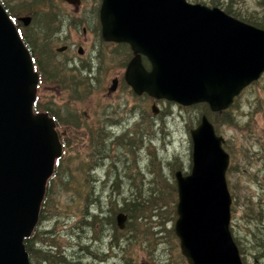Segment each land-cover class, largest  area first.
I'll return each instance as SVG.
<instances>
[{"label":"water","instance_id":"water-1","mask_svg":"<svg viewBox=\"0 0 264 264\" xmlns=\"http://www.w3.org/2000/svg\"><path fill=\"white\" fill-rule=\"evenodd\" d=\"M64 1L75 8L81 2ZM20 20L24 26L30 22ZM99 21L104 42L127 44L132 52L123 80L136 96L184 107L204 103L218 113L264 74V30L218 7L186 0H101ZM37 84L32 57L0 4V264H29L23 241L37 224L46 182L62 155L53 120L33 114ZM117 85L113 78L108 91ZM150 110L159 112L155 104ZM190 138V172L174 173L180 253L187 264H242L229 229L224 140L206 115ZM126 221L124 213L116 215L120 230Z\"/></svg>","mask_w":264,"mask_h":264},{"label":"rangeland","instance_id":"rangeland-1","mask_svg":"<svg viewBox=\"0 0 264 264\" xmlns=\"http://www.w3.org/2000/svg\"><path fill=\"white\" fill-rule=\"evenodd\" d=\"M5 1L22 26L20 18H30L29 24L24 26L30 27L31 16L23 11L20 4L24 0ZM186 1L210 8L218 7L223 12L230 7L241 18L256 17L264 21V0ZM49 3L55 17V23L51 26L54 42L47 46L50 50L45 56L50 57L48 60L56 67L63 66L65 75L74 74L80 66L85 69L89 67L88 71L81 70L80 74L93 78L90 84L94 92L83 103H73L79 126L67 124L64 131L62 128L59 130L70 145L51 189L53 200L50 214L46 220L38 221V230L54 231L57 242L62 245L59 251L73 264H187L174 234L178 200L174 173L177 170L184 175L190 172V130L199 124L205 111L204 103L184 107L166 100H155L145 94L134 95L125 82L122 84L125 67L120 66L122 57L115 51L119 44L103 42L99 35V24L92 18L99 0H81L77 12V9L61 0ZM217 3L219 5H215ZM47 7L40 6L42 10ZM33 8L35 6L30 7ZM83 29H86L85 33ZM65 45L69 46L68 49L59 52L58 49ZM71 45L74 47L71 48ZM77 46L82 47L83 55L78 56ZM35 50L38 53L36 45ZM113 78L118 79V85L110 93L108 88ZM56 85H41L37 92L41 94L42 104L51 103L50 106L63 116V109L58 108L66 100L69 101L68 95ZM152 104L159 109L156 115L150 110ZM218 113L215 132L223 138V149L229 155L225 178L231 197L230 233L233 240L235 238L240 243V246L235 243L240 259L245 257L248 264L264 263L256 259V248L264 242V75L244 89L230 108ZM61 118L65 119L64 116ZM96 128L106 131L110 140L121 135H132L133 143H106L99 147L102 156H94L95 150L89 143L88 135ZM96 159L106 164L93 174ZM109 163L114 164V173L120 174L121 185L111 187L113 181H107L105 172ZM156 164L159 167L157 175L154 171ZM89 172H92V176L98 175L92 189ZM133 177L134 182L130 186ZM104 179L107 182L104 181L101 207L106 216L116 218L121 212L117 209L115 213H109L110 199L117 202L119 208L124 205L123 200L127 203L137 198L146 199V209L149 212L154 209L152 219L148 220L147 226H142L143 232L139 229L138 232L120 233V241L114 248L110 246L112 243H109L108 235L112 231L106 230L100 235V224L97 229L101 241L93 239L95 234L92 228L79 234L76 226L84 223L81 216L87 198L92 190L99 192L103 189L100 182ZM161 194L167 200L157 210L156 199ZM122 213L127 216L126 222L130 221L127 213ZM134 227L135 224L131 222V229ZM34 247L42 254L48 249L43 240L35 243ZM240 249L243 252L240 253ZM38 260L34 255L31 257L33 264H38Z\"/></svg>","mask_w":264,"mask_h":264},{"label":"trees","instance_id":"trees-1","mask_svg":"<svg viewBox=\"0 0 264 264\" xmlns=\"http://www.w3.org/2000/svg\"><path fill=\"white\" fill-rule=\"evenodd\" d=\"M214 1V0H210ZM0 4L5 8L6 12L8 13L9 17L11 18L13 24L17 28L19 35L25 45V47L28 49L33 63H34V70L38 74V84L35 88V100L33 101L32 104V111L33 113L40 114V113H47V115L53 120L55 124V130L57 131L59 135V140L61 145L63 146L64 154L61 158L56 159L55 165H54V170L49 178L46 187H45V194L44 198L41 202L40 209H39V221L41 220H46L48 218V215L50 214V205L52 204V192L51 189L53 187L54 182L57 180V177L59 176V168L61 166L62 160H64L67 156L68 152V146L70 145V142L68 141L67 137L65 135H62L60 133V129L64 131V125L69 124L72 127H78V117L76 116L75 113H77V109L73 106V103L81 104L83 103L84 99H86L90 94H93V87L91 86L90 82L93 78L89 77H82L80 74V71H88L90 68L85 69L83 66H80V69H78L77 72L71 75H65V69L61 67H56L52 62L48 60L47 54L49 52V48L47 46L51 45L54 40L52 36V30L51 26L55 23V17L54 13L51 8V4L49 1L46 0H24L21 1V7L25 13H28L31 16V21L32 24L30 27H24L22 24H20L17 20L15 15L12 13V10H10V7L7 5L5 0H0ZM41 5H48V7L45 9H41ZM219 5V3L215 4ZM31 6H35V8L30 9ZM226 14L233 15L234 17L240 18L244 23L250 24L252 26H255L259 29L264 30V21L258 18H241L233 12V10L230 7H226V10L224 11ZM241 16V15H240ZM33 30V31H32ZM30 31L32 33H30ZM35 45L37 46L38 53H36L35 50ZM115 51L117 52L118 55L122 57V61L120 63L121 67H125L127 62L131 59L132 53L130 48L126 44H119L116 45ZM121 51V52H120ZM44 52V53H43ZM64 63V62H63ZM142 63L146 69H149V63L147 62L146 59L142 58ZM75 70V69H73ZM82 72V71H81ZM57 84L59 89L64 90L67 95H68V100L65 101V104L63 106L59 107L58 109L61 110L63 109L64 113V118L62 115L59 114L57 110H54L52 108L51 103L46 104V103H41L40 99L41 94L37 92V90L41 87V85L45 84ZM122 84H124V81L122 79ZM74 104V105H77ZM205 107V111L203 115H206L208 120L214 125L217 123L216 118L219 113H212L210 112L208 106L206 104H203ZM224 112V111H223ZM221 112V113H223ZM62 113V114H63ZM90 130V129H88ZM132 135H121L117 136L116 139L110 140V135L106 133V131H103L101 128H96L93 131H90L88 135L89 143H91V147L95 150L94 151V156H102L101 151L99 150L100 145L110 143V142H115V143H120L124 145H128L130 143H133V140H131ZM67 149V152H66ZM128 150L130 149L131 151L133 150L132 148H127ZM106 162L101 160V159H96L94 162V169L92 171L93 174H96V169L105 166ZM68 167V166H67ZM113 169H116L114 164L108 165L107 171L105 172V176L107 178V181H113L111 187L115 185H121L122 179L120 174L114 173ZM159 167L156 164V167L154 171L156 172V175L159 174ZM92 172H89V176L92 178L91 183H90V188L92 189V186L94 188L95 186V181H97V176L98 175H93ZM231 172V171H230ZM133 178H131V182L129 183L130 186L133 184ZM102 180L100 183L102 185V190L99 192L93 191L90 197H92L94 194V198L90 200V197H88L87 203H85V208L82 212V219L84 223L77 224L76 226L79 228V234H83L86 232V229L92 228V231L94 232L95 236L93 237L94 240H99V237L103 231L106 232V230L112 231V234H108L110 237V241L112 244L110 246H113L115 244H118L117 241H120V233L123 232H138L139 229L141 232L142 226H147L148 220L152 219V215L154 212V209L152 211H148L146 209L147 204L145 202L147 201L146 199H133L128 201L127 203L124 202V205L121 206L120 208L117 205V202L112 201L110 199L109 201V213L113 211V213L118 211L125 212L127 213L129 219L131 222L135 224V227L131 229V222L128 221L125 223L124 229L120 230L118 229L116 223V218L115 216H106L105 210L101 207V201L103 199L102 195L105 192L104 187H105V181ZM112 193V191H111ZM167 199L163 198V195L158 196L156 199V204L157 205V210H160V205L165 202ZM169 201L171 199L168 198ZM173 200V199H172ZM168 201V202H169ZM167 202V203H168ZM155 203V199H154ZM92 208V209H91ZM90 210V211H89ZM156 211V210H155ZM157 213V211H156ZM157 215V214H156ZM114 218V219H113ZM100 224V235L98 236V229L97 226ZM139 226V228H138ZM130 227V228H129ZM172 232V230H171ZM55 232L53 231H39L37 227H35L33 233L31 234L30 237L24 239V247L26 252L28 253L29 257V264H33L31 261V257L34 255L35 258H39L38 264L39 263H44V264H73L72 262H68V257L65 255L61 254L60 248L62 245L57 242L56 237H55ZM46 241V245L48 249L45 250V254H42L39 249H35L34 245L35 243L41 241ZM101 241V240H99ZM234 242L239 245V241L235 240ZM119 246V245H117ZM240 246V245H239ZM38 250V251H35ZM257 255L256 259L259 261L264 262V242L258 245L256 248ZM243 252L242 249H240V253ZM260 252V253H259ZM42 254V255H41ZM241 261L243 264H248L247 260L245 257H241ZM114 264V263H113ZM259 264H264V263H259Z\"/></svg>","mask_w":264,"mask_h":264},{"label":"flooded vegetation","instance_id":"flooded-vegetation-1","mask_svg":"<svg viewBox=\"0 0 264 264\" xmlns=\"http://www.w3.org/2000/svg\"><path fill=\"white\" fill-rule=\"evenodd\" d=\"M46 1H58V0H46ZM62 1V0H61ZM64 2V1H63ZM65 3V2H64ZM100 3H101V0H99V5H98V8H97V11H96V14L94 13L93 14V16H92V18L94 19V21H96V23L98 22V30H99V35H100V37H101V34H100V23H99V6H100ZM67 4V3H66ZM67 5H69V4H67ZM69 6H71V5H69ZM71 7H73V6H71ZM79 7H80V5L78 6V7H73L75 10H76V12L79 10ZM86 32V29H83V33H85ZM68 47L69 46H63V47H61V48H64V50H62L61 52H65L67 49H68ZM72 47H74V45H71V48ZM79 50H81V53L79 52ZM76 53L78 54V56H81V55H83V53H84V51H83V49H82V47L81 46H77V48H76ZM63 154H64V150H63Z\"/></svg>","mask_w":264,"mask_h":264}]
</instances>
